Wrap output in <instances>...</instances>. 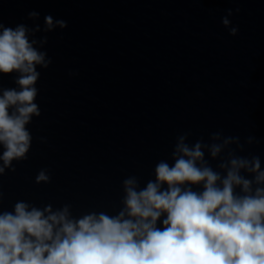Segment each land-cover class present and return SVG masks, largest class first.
Returning <instances> with one entry per match:
<instances>
[{
    "label": "clouds",
    "instance_id": "clouds-1",
    "mask_svg": "<svg viewBox=\"0 0 264 264\" xmlns=\"http://www.w3.org/2000/svg\"><path fill=\"white\" fill-rule=\"evenodd\" d=\"M37 15L29 13L30 18ZM45 23L46 30H51L52 17L46 16ZM56 24L66 26L62 20ZM38 30L0 23V74L16 73L18 86L0 87V145L4 148L0 174L8 168L15 171L13 160L27 159L32 135L25 126L33 116L41 115L34 103L41 75L37 66L46 69L51 60L34 47L46 43V38L29 39ZM188 136H177L169 157L172 163L160 160L154 168L155 178L145 187L139 188L135 176L123 181L125 208L117 216L93 213L73 221L65 207L44 218L42 211H28V204L16 203L15 215L0 214V264H264L260 156L238 155L229 148L235 143L244 150L239 136L213 132L210 142L201 137L193 143ZM254 140L247 137L249 144ZM207 157L219 158L215 169ZM48 180L43 170L36 177L37 183ZM193 185L202 190H193ZM44 211L51 213V208ZM162 213L167 214L163 230L156 226ZM54 225H61L55 235Z\"/></svg>",
    "mask_w": 264,
    "mask_h": 264
}]
</instances>
